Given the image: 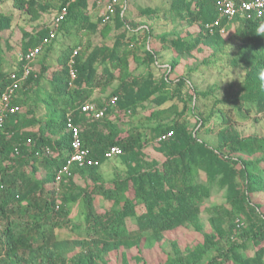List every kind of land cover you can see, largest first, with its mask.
<instances>
[{
  "label": "trees",
  "instance_id": "1",
  "mask_svg": "<svg viewBox=\"0 0 264 264\" xmlns=\"http://www.w3.org/2000/svg\"><path fill=\"white\" fill-rule=\"evenodd\" d=\"M61 1L64 5L67 0ZM89 1L78 0L70 5L59 33L71 35L73 28L78 32L84 27ZM221 1L160 0L157 7L135 9L139 18L165 13L184 23L199 24L201 32L192 40L160 38L152 36L151 29L137 30L128 22L124 11L128 0H124V9L120 7L115 18L118 27H126V34H120L112 46L107 42L85 46L80 39L64 48L55 68L46 60L58 33L43 46L37 57L42 56L39 70L35 69L17 92L15 104L22 110L5 120L0 132V264H107V256L112 253L121 254L124 264H128L133 250H137L141 261V246L161 242L168 232L190 226L202 231L199 216L204 201L211 198L215 188L223 193L225 202L208 209L212 233H204L203 244L187 248L185 253L173 243L175 253L161 264H264V202L257 197L264 192V136L243 137L230 113L218 109L221 126L218 146L213 148L201 139L200 130L217 115V105L206 116L197 114L198 97L208 95H200L185 77L171 79L178 60L171 63L160 80L150 73L153 65L162 64L158 54L171 47L178 57L190 56L202 43L212 49V57L229 47L235 50L231 56L233 64L245 70V80L236 97L224 101L229 104L228 111L237 114L241 121L264 112V17H235L231 21L235 31L225 40L218 28L213 32L205 29L219 18ZM13 5L34 21L47 10L37 0H13ZM102 22L110 31L112 21L102 18ZM226 23L224 19L222 24ZM10 25V17L0 16V30ZM143 33L150 49L145 47L142 51L136 44ZM48 35V29L29 35L19 66L11 70L0 67V97L12 84L11 75L21 74L28 50L40 46ZM84 46L87 50L83 52ZM131 56L135 69L147 67L149 71L139 75L132 72ZM72 59L75 79L70 75ZM100 62L101 68L97 66ZM117 81L119 84L113 87ZM96 89L110 92L92 99ZM186 89L192 90L187 100ZM165 91L172 93L164 94ZM176 100L184 103L185 111L189 108L199 129L191 131L188 122L175 118L157 122L151 128L125 130L129 115L137 119L140 110L153 109L145 120L158 121L176 108ZM87 102L97 105L98 110L105 109L102 119L86 117L82 106ZM168 102L172 104L164 108ZM41 104L44 117L39 118L36 115ZM69 120L80 130L83 148L99 165H74L57 185L55 174L72 152ZM170 132L173 135L169 139L158 141ZM151 143L156 144L155 151L165 160L159 162L157 158L145 168L143 150ZM112 147L122 148L123 154L112 159L122 160L127 171L123 179L107 183L100 170L110 160L105 154ZM41 162L48 166L49 176L39 180L36 172ZM57 200L61 201L59 209ZM77 202L85 206L81 213L86 236H78L79 231L75 232L68 218ZM138 208L147 212L138 215ZM130 219L135 221L133 228ZM78 229L82 232L81 225ZM252 248H259L253 256Z\"/></svg>",
  "mask_w": 264,
  "mask_h": 264
},
{
  "label": "rangeland",
  "instance_id": "2",
  "mask_svg": "<svg viewBox=\"0 0 264 264\" xmlns=\"http://www.w3.org/2000/svg\"><path fill=\"white\" fill-rule=\"evenodd\" d=\"M108 0H90L86 11V16H88V21L84 24V27H81V30L76 32V28H73L69 35L68 33L58 32L56 42H53V49L51 50L49 57L47 58V63L53 65L58 55L71 44H75L76 42L81 41L85 46L88 44H99L109 43L110 46L116 41V38L120 34H126V27H118L116 23V18L109 23L110 31L105 30L106 24L102 22L101 10L102 3L107 2ZM37 2L44 6L47 10L43 11L42 17L38 21L32 20L31 16L26 12L18 11L13 8V0H0V16L2 17H10L11 25L9 28L0 30V67L6 70H11L16 68L20 64V57L24 53V44L29 35H37L38 32L45 29L47 26H50L55 19L58 8L61 5V0H37ZM124 0H119V6L117 11L123 8ZM160 4V0H128V7L124 10L127 13L128 22H132V24L138 27L137 30H143L147 28V30H152V36H159L160 38H164L165 36H169L170 38H185L188 40H192V38H197L201 32V27L199 24H190L184 23L180 19L176 17H171L165 13L154 14L153 17H136L137 13L135 12L139 6H151L157 7ZM136 9V10H135ZM131 10V11H130ZM133 11V14H132ZM131 12V13H130ZM130 13V16H129ZM132 14V15H131ZM83 23L80 24V26ZM78 28V27H77ZM236 26L231 25L224 39L229 40L232 34L235 31ZM108 36V37H104ZM136 44V43H135ZM148 40L146 41L145 34L143 33L140 38V42L136 44L139 50H144L147 47ZM232 44V43H231ZM230 45V44H228ZM85 46L83 48L85 49ZM135 46V47H136ZM233 46V45H232ZM150 49V47H149ZM166 51V52H165ZM163 55H161L162 61L160 65H153V75H156L157 79L160 80L167 73L168 66L175 60H178V65L176 66L175 71L171 75V79L175 80L179 77H185L188 79L194 87L198 90L199 94H207L208 96L203 97L202 95L198 97L195 106L197 107V114L199 116H206L210 113L212 109H214V105L216 106V113L213 120L206 126L201 128L200 137L202 140H206L207 143L212 145L213 148L218 146L217 134L219 132L221 126V119L218 112V109L223 110L226 113H230V117L232 121L238 128V131L241 133L243 137L250 136H264V112L259 114L253 113L251 114L246 121H241L237 114L233 111H228L229 104L224 103L225 100H233L236 97V94L241 89L244 80H245V70L242 67L235 66L231 61V56L235 50H230L229 47L224 48V52L218 54L215 57H212L213 51L203 43L198 46L196 50H194L189 56H177L172 55L175 51L172 49L165 50ZM172 51V53H171ZM42 56L38 58L41 60ZM37 61V60H36ZM34 63V70H39V64ZM50 61V62H49ZM131 61V71L135 74H146L149 69L145 67L136 68L135 63L133 62V57H130ZM15 64V66L13 65ZM99 68L103 66V63L100 62L97 64ZM51 68H55V66H51ZM151 71V70H150ZM43 84V82H42ZM119 84V81L115 82L113 85L116 86ZM170 92V89H168ZM98 94H103V96H107L110 92V89L103 91L102 89H98ZM164 94H171L166 93ZM186 100L189 98V94L192 93V90L186 89ZM172 102H168L164 108L169 107ZM175 109H170V117L166 113L163 117L158 118L159 120L146 121L145 118L150 116L153 109H145L140 110V116L135 119L134 117L129 116L125 119V127L126 129H134V128H147L154 127L157 122L165 123L171 119H179L181 123L188 122V126L192 131L195 127L198 126L197 119L189 113V108L187 111L184 110V103L176 100L173 102ZM188 106H192V102L188 101ZM23 112L27 114V109L24 106ZM184 115L179 114L184 112ZM219 113V114H218ZM37 117H44V109L42 104L38 107ZM201 127V126H200ZM199 129V127H197ZM156 144L147 145L143 152L144 157L142 161L145 163V168H148V164L152 163L153 160L159 159V162L165 160V157L158 154L155 151ZM239 156H243L244 154L239 153ZM101 173L103 174L107 183H110L116 178L123 179L126 177L127 167L120 159H110L108 160L101 168ZM43 176L46 173L45 169H42ZM204 178V177H203ZM203 178H200L203 180ZM258 200L260 202H264V192L259 193L257 195ZM101 201L103 197L99 198ZM98 200V198L96 199ZM224 195L223 193L217 192L215 188L211 195V198L207 199L203 203V209L200 213L199 219L200 224L203 227L202 231H197L196 228L190 226L188 228L181 227L173 232H168L165 235V238L159 242L153 244L151 247L149 246H141L142 252L139 255L141 261L138 260V256H136L137 250L130 251L128 256V264H161L169 255H173L176 250H174L173 243L177 245L179 251L185 253L187 248H195L198 245L203 244L204 242V233H212V228L210 226V217L208 209L213 207L215 204L224 203ZM107 204V202H106ZM75 232L79 231L78 236H86L87 232L85 230V225H83V216L82 211L83 208L80 206V202L75 203ZM147 211L144 208H138L137 214L142 215ZM131 220V221H130ZM128 220L129 225L133 228L132 219ZM79 225L82 226L79 230ZM131 229V228H130ZM259 249V248H257ZM256 248H252L250 250V255H254ZM107 264H124L123 257L121 254L112 253L107 256Z\"/></svg>",
  "mask_w": 264,
  "mask_h": 264
},
{
  "label": "built area",
  "instance_id": "3",
  "mask_svg": "<svg viewBox=\"0 0 264 264\" xmlns=\"http://www.w3.org/2000/svg\"><path fill=\"white\" fill-rule=\"evenodd\" d=\"M78 0H67L64 5H62L58 15L55 17V21L52 24L51 29L49 30V35L43 39L42 44L36 48H31L24 56L25 63L23 64L21 74L13 73L11 75L12 84L8 86L5 92L0 97V132L4 127L5 120L10 116L17 114L22 110L19 105L15 104V101L18 99V91L25 84L28 77L34 71V63L40 54L43 46L49 44L56 36L60 24L66 19V16L69 13V7L71 4L77 2ZM119 6V0H108L104 3V11L102 12L101 17L104 21H112L116 14ZM244 17L248 20H257L264 17V0H247V1H237V0H222L220 4L219 18H217L212 23H208L205 26V29L213 32L218 28L221 35H226L229 27L231 26V21L235 17ZM226 19L227 23L222 24V21ZM77 54L76 52L74 53ZM74 60L72 59L70 65V75L72 79L76 78V70L73 68ZM114 102L116 99L113 100ZM82 112L90 119H102L105 114V109L98 110L97 105L93 103H85L82 106ZM68 128L72 134V152L69 157L66 159L64 165L58 169L55 174V183L59 185L63 178L70 174V170L74 165L84 168L87 166H97L99 165L98 161H94L89 157L90 151L86 148H83L80 130L75 127L73 122L69 120ZM173 135L170 132L167 135H163L159 138V142L169 139ZM123 154L122 148L112 147L110 151L106 152V158L112 159ZM57 209L61 205V201L57 200Z\"/></svg>",
  "mask_w": 264,
  "mask_h": 264
},
{
  "label": "crops",
  "instance_id": "4",
  "mask_svg": "<svg viewBox=\"0 0 264 264\" xmlns=\"http://www.w3.org/2000/svg\"><path fill=\"white\" fill-rule=\"evenodd\" d=\"M105 3V2H104ZM104 3H102V10H101V15H102V12L104 11ZM13 6V8H14V5H12ZM61 7H62V5H60L59 6V8H58V13H59V10L61 9ZM15 10H17L16 8H14ZM19 11V10H18ZM58 13H57V15H58ZM56 15V16H57ZM55 21V19L53 20V22ZM53 22H52V24H53ZM52 24L50 25V26H47L45 29H48V30H50L51 29V27H52ZM58 31H59V29H58ZM58 33V32H57ZM149 47H150V45H149V43L147 44V48L149 49ZM166 52V51H165ZM165 52H162V53H160V54H158V56L159 57H161V55H163V53H165ZM171 53H172V51H171ZM172 55H175V53L173 52V54ZM37 61H38V58H37ZM37 61H36V63H37ZM39 61H40V59H39ZM39 61H38V64H39ZM57 61V60H56ZM161 61H162V58H161ZM160 61V62H161ZM50 62V61H49ZM49 64V63H48ZM55 64H56V62L53 64L54 66H55ZM14 66H15V64H13ZM53 65H51L50 64V66H53ZM160 65V64H159ZM169 67V66H168ZM39 68H40V64H39ZM141 68V67H140ZM146 69H148L147 67H145ZM36 71H38V69H36ZM98 89H96L95 91H94V93H93V95H92V99H98V98H100V97H103V94H98ZM88 125H90V123L88 122ZM125 130L126 131H128V129H126V127H125ZM39 167H38V171L36 172V178H38L39 180L40 179H44L45 177H48L49 176V173H48V166L47 165H45L43 162H41L40 163V165H38ZM102 168V167H101ZM42 169H45L46 170V173L44 174V176H43V172L41 173V171H42ZM52 175L54 176V173H52ZM54 182V179L53 180H51L50 179V182ZM50 184H52V183H50ZM98 201V200H97ZM23 204L24 205H26V202H23ZM75 206V205H74ZM72 207V211H71V213L69 214V220H70V224L71 225H73V224H75V207ZM80 206H82V208H83V212L85 211V206L84 205H82V203L80 204ZM83 216V215H82ZM83 221H84V217H83ZM73 226H75V225H73ZM72 227V226H71ZM74 236H75V234H74Z\"/></svg>",
  "mask_w": 264,
  "mask_h": 264
}]
</instances>
